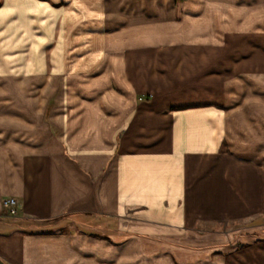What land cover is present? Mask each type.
I'll use <instances>...</instances> for the list:
<instances>
[{
  "label": "crops",
  "instance_id": "crops-1",
  "mask_svg": "<svg viewBox=\"0 0 264 264\" xmlns=\"http://www.w3.org/2000/svg\"><path fill=\"white\" fill-rule=\"evenodd\" d=\"M134 1L0 0V264H264V0ZM37 39L82 43L25 98Z\"/></svg>",
  "mask_w": 264,
  "mask_h": 264
},
{
  "label": "rangeland",
  "instance_id": "rangeland-1",
  "mask_svg": "<svg viewBox=\"0 0 264 264\" xmlns=\"http://www.w3.org/2000/svg\"><path fill=\"white\" fill-rule=\"evenodd\" d=\"M144 4H148L149 9L148 10H144L150 12H162V17H164L165 19H170V18H177L181 16V14L183 13V9L182 6L187 2V0H165L166 1V8L162 10H157L155 8H153V6H155V3L153 2V0H143ZM135 4H139L136 3L133 0V6H135ZM172 7V8H171ZM137 12V13H135ZM140 12L139 9L134 8L133 10V16H138L137 14ZM173 12V13H171ZM174 16H173V15ZM170 15H172V17H170ZM135 18V17H134ZM140 20V18H139ZM135 21V20H134ZM10 26V25H3L0 26V32L3 33V31L5 32L6 28ZM262 32L264 34V24H262ZM0 33V34H1ZM37 41H41L39 42V45L36 46V48H33V50H35L34 52L37 54V56H40L41 58V63H42V69L40 71L35 70L30 76H35L38 77V81L33 82L32 80L27 82L26 85L23 86L22 88V92L23 94H21L22 96L29 97L31 95H34V93L39 92L40 89H42L46 83V81H48V76H51V66H53V70H55V67L57 65H59V63H61V61L63 60V63L65 65H71L72 61L75 62L76 58V54L78 53L79 43L82 42H77V41H70L68 43V45L64 44L63 41H56V40H41V39H37ZM230 41V40H229ZM232 41V40H231ZM230 41V42H231ZM67 42V41H66ZM65 42V43H66ZM240 41L235 40L232 41V45H236L238 44ZM244 42V41H242ZM3 44H5V46H3V49L5 51L4 55V63L5 65L8 67L10 66L11 69L7 72H0V114L1 115H12L15 116L14 114H19V113H23V111L25 110L26 106L22 103V104H18V105H13L12 104V97H10L9 92L12 91V88L7 89L8 92H6L5 86L9 85L11 81L13 82H19L21 81L24 76L19 72L14 73L13 71L17 70L16 67H18V65H20L19 63V59L21 58V56H26L28 53V49H29V42L27 40H22L21 42H16V41H3ZM20 43V44H19ZM1 44V42H0ZM59 44L61 45V50H58ZM262 44L264 45V39L262 40ZM2 45V44H1ZM64 45V46H62ZM85 48H87V45L85 44ZM35 73V74H34ZM54 76H57V79H59L60 76H58L59 74L56 72L52 73ZM27 75V76H28ZM3 88V89H2ZM5 89V91H4ZM53 89H51L48 92V95H44L42 94V96H53L55 97L57 95V93H53ZM56 91V90H55ZM53 93V94H52ZM264 107V105L262 106ZM43 110L42 113L43 115V121L46 123V125L48 126V114L50 113V109L52 108V105H45L43 106ZM13 118H17V117H13ZM0 128H5L0 126ZM55 133V130H54ZM222 151H225V149H222ZM262 225L264 227V218L261 219ZM252 222L250 220H247L246 222H239V223H231L229 225H221V226H216L218 228L221 229H227V228H235L238 226H242V225H249ZM263 236L264 238V229H263V234H258Z\"/></svg>",
  "mask_w": 264,
  "mask_h": 264
},
{
  "label": "built area",
  "instance_id": "built-area-1",
  "mask_svg": "<svg viewBox=\"0 0 264 264\" xmlns=\"http://www.w3.org/2000/svg\"><path fill=\"white\" fill-rule=\"evenodd\" d=\"M2 208L9 216L17 215V201L15 198H7L2 201Z\"/></svg>",
  "mask_w": 264,
  "mask_h": 264
},
{
  "label": "bare ground",
  "instance_id": "bare-ground-1",
  "mask_svg": "<svg viewBox=\"0 0 264 264\" xmlns=\"http://www.w3.org/2000/svg\"><path fill=\"white\" fill-rule=\"evenodd\" d=\"M58 166V165H57ZM54 189V188H53ZM73 190V189H72ZM56 191V190H55ZM69 191V190H68ZM74 191V190H73ZM64 193H67V192H64ZM68 194V193H67Z\"/></svg>",
  "mask_w": 264,
  "mask_h": 264
}]
</instances>
